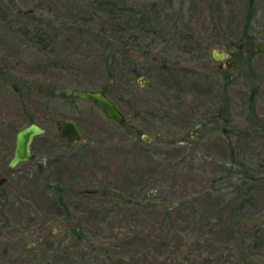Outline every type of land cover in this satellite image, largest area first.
Masks as SVG:
<instances>
[{
    "label": "rangeland",
    "instance_id": "374dc122",
    "mask_svg": "<svg viewBox=\"0 0 264 264\" xmlns=\"http://www.w3.org/2000/svg\"><path fill=\"white\" fill-rule=\"evenodd\" d=\"M249 17L264 0H0L2 264H264V54L242 38ZM86 88L127 120L71 95ZM63 117L77 141L57 137ZM28 122L44 132L8 168ZM58 193L80 236L43 260Z\"/></svg>",
    "mask_w": 264,
    "mask_h": 264
},
{
    "label": "water",
    "instance_id": "95a60500",
    "mask_svg": "<svg viewBox=\"0 0 264 264\" xmlns=\"http://www.w3.org/2000/svg\"><path fill=\"white\" fill-rule=\"evenodd\" d=\"M255 53L264 54V41L258 42L254 46ZM216 51L213 52V58L219 65L222 63L226 67H232V58H230L224 52L220 53L219 57L215 56ZM72 96H78L91 101L104 115L108 118H112L117 123H123L127 120L121 111L115 106L113 101L101 90L98 89H73L71 91ZM57 136L67 137L71 139H77L80 136V130L75 121L70 117H63L57 122ZM44 132V129L34 122L27 123L15 131L12 154L6 162L8 168L13 167L18 162L23 160H29L32 156V152L29 149V143L32 137ZM141 137H145L141 134ZM147 142V141H146ZM6 177L0 176V185L5 181ZM89 191L88 189H80L79 192Z\"/></svg>",
    "mask_w": 264,
    "mask_h": 264
},
{
    "label": "trees",
    "instance_id": "16d2710c",
    "mask_svg": "<svg viewBox=\"0 0 264 264\" xmlns=\"http://www.w3.org/2000/svg\"><path fill=\"white\" fill-rule=\"evenodd\" d=\"M256 0H247V4H249V6L252 5V3H254ZM246 25L245 26V30L243 32V36L242 38L244 39V42L247 44V46H249L250 50H249V53L250 54H254L255 53V50H254V47L252 46V43H253V40H258V41H264V18L262 17V19H255V20H251V18H247L246 20ZM253 29H262L260 32H257L255 33ZM37 33H39V29H36ZM241 38V39H242ZM114 54L112 52H107L104 54V56L102 57V62L106 63L107 66H108V60L110 61V57L111 55ZM102 91V90H101ZM103 92V91H102ZM254 92V90H253ZM61 94V93H60ZM251 97H254L253 95ZM251 102V106L253 105L252 102H253V98L250 100ZM218 114H222V111L217 109L216 111ZM30 123V122H28ZM71 233H76L77 236L80 235V232L79 231H72L70 230ZM52 234H49V235H44L43 237V240L38 242L37 243V249H38V252H39V255L41 257V259L45 260H49V249H51V244L53 242L52 239H50L49 237L51 236ZM52 238V237H51ZM67 249V252H71V250L69 248H66ZM46 252L48 253V255L46 254ZM75 253H76V256L75 258L78 259V254H79V257L81 258L82 255H83V252L79 251V250H75ZM48 257V258H47Z\"/></svg>",
    "mask_w": 264,
    "mask_h": 264
},
{
    "label": "flooded vegetation",
    "instance_id": "af4514ba",
    "mask_svg": "<svg viewBox=\"0 0 264 264\" xmlns=\"http://www.w3.org/2000/svg\"><path fill=\"white\" fill-rule=\"evenodd\" d=\"M222 65H224L222 63ZM222 65H219V67H222ZM225 66V65H224ZM226 67V66H225ZM58 131V130H57ZM57 135V132H56ZM60 141H63L64 143H68V142H75L79 139V137L77 139H71V138H67V137H59ZM147 141V140H146ZM79 192V191H78ZM83 194L85 193H90L91 191H82ZM65 194L62 193H58V195L54 198L55 202H56V206H57V213L58 216L61 219L60 225H58V227L54 230V232L52 233V235L49 237L50 239L53 240L52 244H51V249L52 246H57L59 248V250L63 253H67V249L69 246H67L65 243L63 245H61L63 237L66 236V234L71 233L70 230L72 231H78L76 227L72 226L74 222L71 223V219L69 217L74 218V209H76V205L74 204L72 199H66V197H64ZM67 222V223H65ZM75 238H77V234L76 233H71ZM45 235V234H44ZM80 236V235H79ZM52 237V238H51ZM75 242V240H74ZM38 242H36L37 245ZM35 245L32 244L31 246ZM26 245V247H31ZM72 246V244H71ZM37 247V246H36ZM57 256V253H56ZM4 260L0 259V264L3 263Z\"/></svg>",
    "mask_w": 264,
    "mask_h": 264
}]
</instances>
